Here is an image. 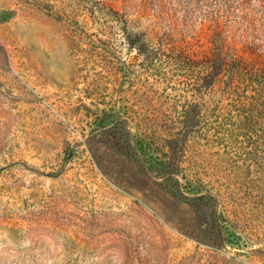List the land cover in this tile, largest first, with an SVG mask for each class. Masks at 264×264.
Listing matches in <instances>:
<instances>
[{
    "label": "rangeland",
    "instance_id": "1",
    "mask_svg": "<svg viewBox=\"0 0 264 264\" xmlns=\"http://www.w3.org/2000/svg\"><path fill=\"white\" fill-rule=\"evenodd\" d=\"M0 264H264V0H0Z\"/></svg>",
    "mask_w": 264,
    "mask_h": 264
}]
</instances>
